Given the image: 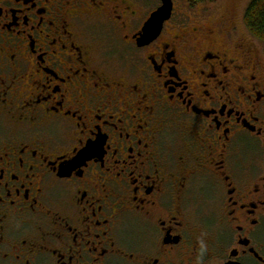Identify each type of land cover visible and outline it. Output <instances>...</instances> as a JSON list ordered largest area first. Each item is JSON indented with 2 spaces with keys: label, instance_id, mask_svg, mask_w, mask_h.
<instances>
[{
  "label": "flooded vegetation",
  "instance_id": "flooded-vegetation-1",
  "mask_svg": "<svg viewBox=\"0 0 264 264\" xmlns=\"http://www.w3.org/2000/svg\"><path fill=\"white\" fill-rule=\"evenodd\" d=\"M161 6L0 0V264H264V43Z\"/></svg>",
  "mask_w": 264,
  "mask_h": 264
},
{
  "label": "rangeland",
  "instance_id": "rangeland-1",
  "mask_svg": "<svg viewBox=\"0 0 264 264\" xmlns=\"http://www.w3.org/2000/svg\"><path fill=\"white\" fill-rule=\"evenodd\" d=\"M174 1L178 13L183 11L193 19L198 17L196 14L200 13L201 9H209V18L216 17L218 14H224L229 11H235L244 22L245 12L253 0H205V2L196 5L197 7L193 5L190 0Z\"/></svg>",
  "mask_w": 264,
  "mask_h": 264
},
{
  "label": "snow or ice",
  "instance_id": "snow-or-ice-1",
  "mask_svg": "<svg viewBox=\"0 0 264 264\" xmlns=\"http://www.w3.org/2000/svg\"><path fill=\"white\" fill-rule=\"evenodd\" d=\"M167 16L168 13L165 12V14L157 16L155 19L151 17L149 20L143 22L140 31L143 38L147 41L144 43L145 46L155 43L161 34L163 21L167 18ZM147 55L154 57L155 53L149 51ZM79 144L82 145V149L80 150L77 158L68 161V168L70 171L79 168L81 164L86 163L96 154L97 145L87 143L83 139L79 141Z\"/></svg>",
  "mask_w": 264,
  "mask_h": 264
},
{
  "label": "trees",
  "instance_id": "trees-1",
  "mask_svg": "<svg viewBox=\"0 0 264 264\" xmlns=\"http://www.w3.org/2000/svg\"><path fill=\"white\" fill-rule=\"evenodd\" d=\"M193 5H199L205 0H190ZM244 25L248 32L264 43V0H253L244 15Z\"/></svg>",
  "mask_w": 264,
  "mask_h": 264
},
{
  "label": "water",
  "instance_id": "water-1",
  "mask_svg": "<svg viewBox=\"0 0 264 264\" xmlns=\"http://www.w3.org/2000/svg\"><path fill=\"white\" fill-rule=\"evenodd\" d=\"M165 12L168 13V16L167 18L163 21V25H162V28H161V31L163 29V26H164V23L166 21H168L171 16H172V12H173V0H162V6L155 12L152 14L151 17H153L154 19L157 17V16H160V15H163L165 14ZM141 42L142 44L146 43L147 41L143 38H141ZM228 264H231V263H228ZM235 264V263H233Z\"/></svg>",
  "mask_w": 264,
  "mask_h": 264
}]
</instances>
